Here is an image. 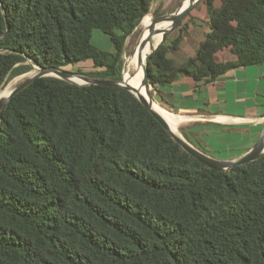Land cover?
Segmentation results:
<instances>
[{
	"label": "trees",
	"instance_id": "trees-1",
	"mask_svg": "<svg viewBox=\"0 0 264 264\" xmlns=\"http://www.w3.org/2000/svg\"><path fill=\"white\" fill-rule=\"evenodd\" d=\"M153 1L0 0V92L34 66L87 60L92 77L121 80ZM201 2L196 56L175 63L183 38L166 34L149 63L151 95L171 112L161 88L179 77L207 85L264 64V0ZM96 29L113 51L93 44ZM0 264H264V157L211 169L128 90L38 79L0 125Z\"/></svg>",
	"mask_w": 264,
	"mask_h": 264
},
{
	"label": "rangeland",
	"instance_id": "rangeland-1",
	"mask_svg": "<svg viewBox=\"0 0 264 264\" xmlns=\"http://www.w3.org/2000/svg\"><path fill=\"white\" fill-rule=\"evenodd\" d=\"M184 2L185 0H154L149 14L152 19L155 17L154 13L158 10L160 15L172 14L176 12L181 5H184ZM208 21L209 16L207 8L200 1L192 9L190 16L185 20L182 27L174 28L167 33L169 35L168 38L171 40L170 43L179 36L183 38L179 45V50L172 51L170 54V58L173 59L175 63L182 64L188 58L196 56L200 41L203 40L205 34L209 31L207 25ZM185 26H187L186 31H184ZM144 33L145 29L141 22L126 40L124 64L134 50L138 49V42L141 37H143ZM92 42L94 45L105 51L114 50L109 37L101 30L96 29L93 31ZM66 71L73 73L79 71L84 73L85 76L96 78L92 77V74L95 73L97 69L94 68L91 60H87L75 66L68 67ZM26 74L14 78L6 85V87L9 84H12L15 88L27 78L28 75ZM239 86L240 85H238L236 89V87H231L229 84L228 96L220 99H217L212 91L206 92L207 95L201 96L199 102L192 106H194L197 111L204 114H240V112H236L237 109L244 108V110H247V108H245L241 101H239L241 96L245 93ZM232 88L237 90L236 93L231 92ZM206 101H208L209 104L205 105L204 103ZM259 101H263L264 103V100L260 97ZM175 111L176 112H169L192 118V120L179 126V131L182 136L200 151L219 160H235L245 155L256 145L264 129V119H260L262 122L256 124L226 125L216 122L206 123L203 121H197L196 115L185 114L183 112L180 113L178 110ZM252 114H264V106L259 110H254ZM184 132L188 134L189 139L184 135Z\"/></svg>",
	"mask_w": 264,
	"mask_h": 264
},
{
	"label": "water",
	"instance_id": "water-1",
	"mask_svg": "<svg viewBox=\"0 0 264 264\" xmlns=\"http://www.w3.org/2000/svg\"><path fill=\"white\" fill-rule=\"evenodd\" d=\"M200 1L201 0H190L189 5L185 8H183L181 5L180 8L172 14L154 17L152 19L150 34L145 40H143L141 37L140 41L138 42L137 46H139L141 51L145 49V46L147 44H150L151 47L153 48L152 52L147 57L144 63L145 66H144V73H143V80H142V88L145 89V93H143L142 90L135 89V87H133L132 85L124 81L123 73L126 70V62L123 67L121 80L90 78L88 76L80 75V74L69 72L66 70L34 66L33 70L26 74L28 75L27 78L22 83H20L18 86H16L11 91L8 97H3V98L0 97V125L2 123L3 115L6 112L10 101L16 95L23 92L25 89L31 86L38 79H42L46 77H54V78H57V79H60V80H63V81H66L72 84H76L78 86L101 85V86H107V87H112V88H123V89L128 90L144 105L145 108L148 109V111L155 117V119L158 120L163 125L166 131L187 153H189L199 162H201L202 164L206 165L207 167L211 169H215L219 171H230L236 167L246 165V164H249V163H252V162H255L261 159L262 157H264V130L262 132L260 139L256 143V145L253 148H251L245 155L235 160H219L197 149L195 146L189 143L182 136V134L181 136L175 134L172 131L169 123H167V121L153 108L155 101L150 92V80H149V63H150L151 57L153 53L159 48L161 43L164 41L165 35L169 33L170 31H172L176 26H178L179 23L188 15V13ZM164 24H170L169 25L170 27L168 28L161 27V29H157V26H161ZM158 34H163V40L160 44H158L155 47L154 46L155 37ZM75 79L80 80L82 83H78L77 81H75Z\"/></svg>",
	"mask_w": 264,
	"mask_h": 264
},
{
	"label": "crops",
	"instance_id": "crops-1",
	"mask_svg": "<svg viewBox=\"0 0 264 264\" xmlns=\"http://www.w3.org/2000/svg\"><path fill=\"white\" fill-rule=\"evenodd\" d=\"M229 84L236 89L240 85L239 87L244 90L245 93L239 101L247 110L244 108L237 109L236 112H240V114H204L192 106L199 102L201 96H206V92L209 91H212L217 99L227 97ZM236 89L232 88L231 92L236 93ZM161 91V96L170 103L173 111L195 114L197 121L226 125H248L260 123L262 122L260 119H264V114H252L254 110H259L264 106L263 101H259V97L264 100V64L236 69L218 78L216 82L207 85L181 76L172 85L161 88ZM204 104L207 105L209 102L206 101ZM220 117L229 118L232 123H224L216 119Z\"/></svg>",
	"mask_w": 264,
	"mask_h": 264
},
{
	"label": "bare ground",
	"instance_id": "bare-ground-1",
	"mask_svg": "<svg viewBox=\"0 0 264 264\" xmlns=\"http://www.w3.org/2000/svg\"><path fill=\"white\" fill-rule=\"evenodd\" d=\"M190 0H185L184 5H182L183 8L187 7L189 5ZM151 24H152V18L151 15L148 14L143 22L142 25L144 26L145 33L142 37L143 40H145L148 35L150 34L151 31ZM170 24H164L161 26H157V29L163 28H168ZM163 40V34H158L155 37V43L154 46L156 47L158 44H160ZM152 47L150 44H147L145 46V49L143 51L140 50L139 46L138 49L135 50V52L127 58L126 60V70L123 73V79L137 90H142L143 93H145V89L142 88V80H143V73H144V66H145V61L147 57L150 55L152 52ZM78 83H82L80 80L75 79ZM14 82V81H13ZM14 89L12 84L8 85L4 90L0 92V97H8L11 91ZM153 108L155 111H157L166 121L169 123L171 126L172 131L181 136V133L179 131V126L183 123L181 122H188L192 120V118L187 117V116H181V115H176L173 114L164 108H162L158 103H154ZM219 121H222L224 123H232L229 118L226 117H220L216 118Z\"/></svg>",
	"mask_w": 264,
	"mask_h": 264
}]
</instances>
